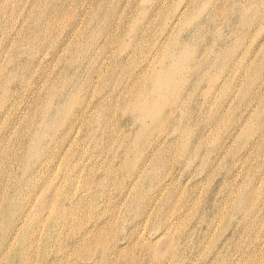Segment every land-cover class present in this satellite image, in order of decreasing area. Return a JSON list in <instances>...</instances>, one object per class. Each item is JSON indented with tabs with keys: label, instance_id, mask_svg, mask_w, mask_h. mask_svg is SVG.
Returning a JSON list of instances; mask_svg holds the SVG:
<instances>
[{
	"label": "bare ground",
	"instance_id": "6f19581e",
	"mask_svg": "<svg viewBox=\"0 0 264 264\" xmlns=\"http://www.w3.org/2000/svg\"><path fill=\"white\" fill-rule=\"evenodd\" d=\"M87 1L97 2L98 9L86 21L93 29L100 21L98 10L105 8L110 2L0 0V12L3 11L0 28L4 32L14 23L12 18L24 4L28 8L23 13L22 20L32 21L35 30L30 31L31 27L27 26L28 29L23 30L20 38H26L31 44H36L37 48L46 42L51 43L55 49L51 54L52 59L60 58V49L75 48V58L74 61L71 60L73 66L67 69L65 76L71 70L78 77L79 66L86 59L85 70L89 72L86 79L81 83L79 77L74 78L75 82L71 79L70 85L76 89L64 85L65 91L56 98L59 107L67 109L72 106L73 110L77 108L83 114L87 109L86 92L92 83L91 73L101 72L102 66L97 58L106 51L111 41L109 33L99 34L96 39L91 37L95 33L94 29L87 35L78 28L77 20L68 13L71 4ZM217 4L208 9L206 16L211 19L220 11L225 13L224 26L228 29L233 27V22L237 19L241 21L233 35L226 36V32L217 37L214 35L216 28L209 26L212 21L206 24V16L201 17L202 25L194 27L191 35H170L166 44H155L153 62L163 60L164 67L151 74L148 67L152 60H147L128 88L130 94L140 90L137 99L141 97L139 103L144 113L138 115L137 128L145 124L147 116L152 119V132L149 136H136L138 129L128 130L131 121L124 122L123 125L126 128V133L123 134L125 140L128 138L146 150L140 156L139 167L128 166L125 153L115 156H119L124 168L117 166L114 160L101 158L102 151L110 150L109 143L103 148H97L96 138H91V151L102 150L101 153L91 154V161L87 164L77 168L68 167L57 187L46 189L51 195L47 206L44 199H41L34 211L31 203L21 206L20 197L30 189L33 179L49 176V167L55 155H49L50 146L27 154L17 151L14 148V144L20 140L17 132L12 136L10 132L8 138H0V264H264V31L257 37L250 36V25L247 26L241 16L233 18L235 12L232 8L223 3L219 6ZM201 12L204 9L198 10L195 16H188V23L196 21ZM124 17L119 12L117 23ZM67 19L71 21L66 26L63 23ZM183 30L184 28L180 31ZM55 34L59 36V41L54 43ZM71 36L76 40L83 38V41H72ZM204 36L207 37V43L200 41ZM57 42H62L59 47ZM168 44H173L172 49L165 51ZM84 50L95 51V56L91 55L93 53H82ZM211 51H217L213 63H210L208 57ZM80 53L83 54L82 57H78ZM200 55L205 58L203 62L197 59ZM30 62L32 65L36 64L34 67L38 70H28ZM30 62L23 63L19 68L23 72L21 76L24 79L20 84L25 88L22 93L26 100L32 98L40 80L49 79L51 86L58 80V77H46L48 67L37 59L36 54ZM223 62L229 63L227 73L235 71L228 98L212 100L211 95L214 94L211 87L216 85L217 91L222 90L225 75H221L213 80H217L216 83L213 82L210 87L198 92L204 101L193 106V111L197 110L193 127L199 143L193 149L194 154L205 149L211 135L218 133L219 129L224 132L218 146L219 155L212 160L206 172L216 167L214 171L224 170L228 175L222 178L220 188L209 197L210 187L200 192L194 183L182 182L171 170L160 171L173 153L171 149L174 144L169 136L177 131L172 125L173 117L165 116L164 108H167V114L172 113L174 108L172 103L163 106L167 101L165 95L172 91L181 95L186 89L182 92L180 89L183 83L180 86L174 85L169 76L162 79V91H157L156 86L163 75L161 72L168 74L170 70L176 71L172 68L176 63L199 82L205 72L219 67ZM123 68L121 65L114 67L111 72L106 73L105 80L114 84L116 73H121ZM23 70L27 72L24 73ZM138 77L140 78L137 79ZM149 78L152 79L151 85L148 88L144 86L146 89L143 90L142 80L145 84ZM182 78L184 80L185 76ZM67 81L68 79L65 80L66 83ZM83 88L85 94L81 95ZM52 91L55 92V89L52 88ZM50 93L51 91L45 92L42 96H36V99L45 102ZM9 97L6 94L4 100ZM16 103L17 101L13 103L15 111H9L10 119L17 117L15 115L19 106ZM7 108L8 106H4L2 111L8 112ZM88 109L91 113L95 112L94 119L99 123L98 129L105 135H110L112 131L109 130V118L113 107L97 102ZM71 113L73 117L67 116V124L75 119L74 112ZM50 114L47 107L43 117ZM31 116L32 114L28 119ZM9 122L3 129L0 127V133L13 127ZM154 133H160L159 137H155ZM83 139L85 138L78 143H88ZM15 160L20 161V170L14 169ZM16 164L19 163L14 165ZM44 165L46 169L41 170ZM77 175L82 178L84 185H92L93 190L100 193L101 197L97 198L95 206L72 200L68 189L76 188ZM85 198L87 202L88 194ZM103 209L110 213L121 209L123 213L106 218L102 213ZM86 219L90 220L89 225ZM218 237L222 241L217 247ZM66 239H70L68 249L58 248L50 255L51 249H46V244L65 242ZM72 255L75 256L70 257ZM76 256L81 257V260Z\"/></svg>",
	"mask_w": 264,
	"mask_h": 264
},
{
	"label": "rangeland",
	"instance_id": "374dc122",
	"mask_svg": "<svg viewBox=\"0 0 264 264\" xmlns=\"http://www.w3.org/2000/svg\"><path fill=\"white\" fill-rule=\"evenodd\" d=\"M106 1L110 3L107 4L105 8L98 10L97 16L100 21L93 26L95 33L91 37L96 39L99 34L103 35L109 33L111 34V41L106 47V51L102 52L97 58L99 65L102 66L101 72L96 73L94 71L91 73L92 83L86 92L85 105L87 109L85 114L76 110L77 108L73 110L72 106L67 107V109L59 107L56 98L60 93L65 91L64 85H69L70 89H76V87L70 85L71 79L73 81L74 78L79 77V83L86 79L89 74V72L85 70L86 59L85 62L81 63L79 66L80 72H78V77L75 76L71 70L65 76L67 69L73 66L71 60L74 61L75 48L70 50L60 49L58 51V56L60 58L52 59L51 54L55 49L52 48L51 43L46 42L43 46L37 48L36 44H31L26 38L25 40L20 38L23 34V30L25 28L28 29L27 26L31 27L30 31L35 30L32 21L26 22L22 20V17L24 16L23 13L27 11L28 5L23 4L22 9L16 12L15 16L12 18L14 23L12 22L13 24H11L9 29L4 32L3 29L0 28V127L3 129L8 121L13 125L11 129L1 132L0 138H8L10 132L11 136L14 132H17V135L20 137L19 142L14 144V148L17 151L25 152L27 154V152H36L42 150L45 146H50L49 155H55V158L49 167V176H44L40 179H33L30 182V189L25 191L20 197V205L22 206L31 203L34 211L38 208L41 199H44L47 206L51 200V195L46 189L49 187L52 189L56 188L59 179L64 176L63 172L68 167L77 168L79 165L87 164L91 161V158L89 157L91 154L97 155L98 153H101L102 150L91 151L92 147L89 143L92 142L90 140L91 138H96L98 142L97 148H103L106 143H109L108 148H110V150L106 149L102 151L100 154L101 158H109L111 161L114 160L117 166L121 165L122 168H124L125 166L124 164H121L119 156H115L125 153L126 161L129 164L128 166L132 168L140 166V156L145 153L146 150L144 151L141 147H138V144L132 143V140L128 138L125 140L123 134L124 132L126 133V128H123V125L124 122L131 121L128 130H137L139 123L137 120L138 115L142 112L144 113V110L139 103L141 97L137 99L140 90L138 93L130 94L128 92V88L131 87L132 81L135 80L134 76L139 72L138 70L146 65L147 60H152L148 67L151 74L158 72L164 67L163 60L153 62L152 57L155 53V44H166L169 41L170 35L176 37H181L182 34L191 35L194 27L202 25L200 21L201 17L206 16L208 9L213 7L216 3H218L217 6L223 3V5L232 8L231 10L235 12L233 18H239V16H241L243 21L247 22V26L250 25V36L257 37L264 31V0ZM15 3L16 2H14V4ZM96 5L97 2L95 1H87V3L80 2L79 4H71L68 7V13L78 22V28L84 33H87V35H90L93 29L86 24V21L98 9ZM200 9H204V12H201L196 21L189 24L188 18L190 16H195V13ZM2 12H0V19L3 16ZM119 12L125 17L117 23V15ZM7 14L9 15V12H7ZM224 15L225 13L222 14L220 11V13L214 18L210 19V16H206L205 19L206 24H208L210 20L212 21L209 26L216 28L214 35L217 37L218 34L226 32V36L233 35L237 30V26L241 22L237 19L233 22V27L228 29V27L224 26ZM70 21V19H67L63 24L67 26ZM185 23H188V25H184ZM179 27H181V29L184 28V30L181 32ZM208 28L210 29V27ZM15 30L16 32H14ZM229 31H231V33ZM82 39L83 38H79L77 40L82 42ZM210 39L214 40L211 37ZM53 40L54 43L59 41V36L55 34ZM77 40L75 37H72V41ZM200 41L202 43H207V37H202ZM61 43L62 42L58 43V47ZM174 43L177 44L176 41ZM173 44H168V46L165 47V51L172 49ZM161 48L158 53L161 51ZM207 49L211 50L209 47ZM85 52L88 51L84 50L82 53ZM82 53H80L78 57H82ZM88 53H93L91 55L95 56V51ZM35 54L37 59L40 62L43 61L48 67V75L46 77H58V80L52 86L49 84V79L46 81L40 80L36 91H33L32 93V98L26 100L23 98L24 96L22 93V91L25 92V88H22V85L20 84V81L24 79V77L21 76L23 72H20L19 68L23 66V63L30 62ZM216 54L217 51L210 52V55L208 56L210 58V63H213L212 60L216 57ZM197 59L200 62L205 60L202 55L198 56ZM219 61H222V59H219ZM167 63L170 64L169 62ZM34 65H32L31 62L28 63V66H30L28 70H38ZM118 65L124 66V68L121 73H116V82L114 84H109L105 80L106 73L111 72L112 69ZM228 65L229 63L223 62L219 67L205 72L202 76V80L198 82V80H195L194 76L183 70L179 64L176 63V65L172 66L176 71L173 72V70H170L168 74L161 72L163 75L158 79L156 86L157 91H162V79L169 76L170 81H172L174 85L180 86V84L183 83V86L180 89L182 92L186 89V92L181 95L176 91L169 92L165 95L167 101L163 106H167L169 103H172L174 106L172 113L170 114H167L168 110L167 108H164V111L166 112L165 116L168 115L173 117L172 125L177 131H174V133L169 136V138H172L171 142L174 144V147L171 149L173 157L172 155L168 157L165 166L160 168V171H166L167 169L168 171L171 170L172 174H177L182 182L194 183L200 192H204V188L210 187L211 192L209 193V197L210 194H215L216 190L221 186L222 178L225 175H228V172L224 170L214 171L216 167L206 172V169L210 166L212 160L219 155L218 146L224 137V132H220L219 129L218 133L211 135L209 138L210 141L207 146L204 147L205 149H202L198 154H194L193 149L196 148L199 143L197 142L198 139L196 138L195 129L193 127L195 125V123H193L194 119L197 116V110L195 109L194 112L193 106L194 104L197 105L198 102L200 104L204 101L203 97L198 95V92L210 87L213 82L216 83L217 80H213L221 75H225L222 90L217 91L216 85L211 87V92L214 94L211 95L212 100L220 101L228 98L232 78L235 75L234 70L227 73L226 69L229 68ZM179 70H181L183 74ZM23 71L24 73L27 72L25 70ZM6 76L8 78H6L7 80L5 79ZM184 76L185 78L183 80L182 77ZM139 78L140 77L137 79ZM66 79H68V83L65 82ZM151 81L152 79L149 78L144 84L142 80V89L144 90L148 88L151 85ZM144 86H146V88ZM19 88L20 91L18 90ZM52 88L55 89V92L52 91ZM48 91H51V93L45 102L36 99V96H42L45 92L48 93ZM214 91L216 92L214 93ZM83 93L85 94V88L82 89L81 95ZM6 94H9L10 97L4 100ZM241 99L242 96L240 97V100ZM16 101L17 107L19 106L16 111L17 115H15V117H17L16 119H10V117H8L10 114L9 111H15L13 103ZM97 102H103L105 105H111L113 107L111 112L112 116H109V130L112 131L110 135H105L104 132L98 129L99 123L94 119L96 114L95 112L91 113L88 109ZM241 103L242 101L236 106ZM243 105L244 103L241 106ZM4 106H8V112L4 113L2 111ZM47 107L48 110L50 109L51 114L47 117H43ZM72 111L74 112L75 119L67 124V116L73 117L71 113ZM30 114H32V116L28 119ZM144 121L145 124L136 131V136L143 137L147 134L149 136L152 132V119L147 116ZM226 125L227 124L224 126ZM181 130H183V133ZM160 133H154L155 137H159ZM65 136L66 138H64ZM82 138H85L88 143L85 142V139H83L85 143H78ZM15 163L19 164L14 165ZM148 164H151L150 160L148 161ZM13 166L14 169L20 170V161L15 160ZM44 169H46L45 165L42 166L41 170ZM97 175L98 171L95 176L97 177ZM95 190L96 189L93 190L92 185H84L82 178L77 175L76 188L68 189V192L72 200L86 203L89 206H95L98 200L97 198L101 197V195H99L100 193H96ZM86 194L89 196L87 202L85 198ZM95 212L96 209L94 208V215ZM102 213L108 218L114 215L120 216L123 211L118 209L115 212L112 211V213H110L103 209ZM86 221L89 225L90 220L86 219ZM69 240L70 239H66L65 242L59 243L56 241L51 244H46V249H51L50 255L54 254L58 248H62L63 250L68 249L69 246L67 243ZM221 241L222 238L218 237L216 240L217 247L220 245ZM74 256L75 255H72L70 257ZM76 258L79 261L81 260V257L76 256ZM34 264L38 263L34 262Z\"/></svg>",
	"mask_w": 264,
	"mask_h": 264
}]
</instances>
